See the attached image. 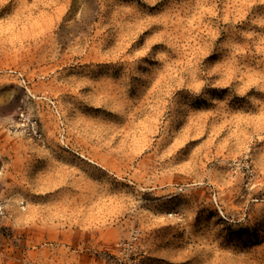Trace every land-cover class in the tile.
Segmentation results:
<instances>
[{"label":"rangeland","instance_id":"374dc122","mask_svg":"<svg viewBox=\"0 0 264 264\" xmlns=\"http://www.w3.org/2000/svg\"><path fill=\"white\" fill-rule=\"evenodd\" d=\"M0 264H264V0H0Z\"/></svg>","mask_w":264,"mask_h":264},{"label":"built area","instance_id":"2783aa9c","mask_svg":"<svg viewBox=\"0 0 264 264\" xmlns=\"http://www.w3.org/2000/svg\"><path fill=\"white\" fill-rule=\"evenodd\" d=\"M4 211H5V204L2 201H0V218L3 216Z\"/></svg>","mask_w":264,"mask_h":264}]
</instances>
